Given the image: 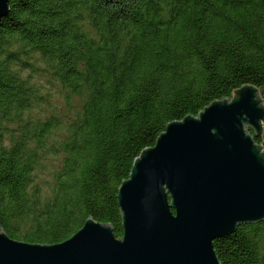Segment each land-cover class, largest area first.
<instances>
[{"label":"trees","instance_id":"obj_1","mask_svg":"<svg viewBox=\"0 0 264 264\" xmlns=\"http://www.w3.org/2000/svg\"><path fill=\"white\" fill-rule=\"evenodd\" d=\"M8 6L0 21V227L13 239L62 242L89 216L123 237L118 189L166 124L245 84L264 95V0ZM54 157L61 163L49 169ZM214 247L222 264H264V221L240 225Z\"/></svg>","mask_w":264,"mask_h":264},{"label":"water","instance_id":"obj_2","mask_svg":"<svg viewBox=\"0 0 264 264\" xmlns=\"http://www.w3.org/2000/svg\"><path fill=\"white\" fill-rule=\"evenodd\" d=\"M8 12L0 0V21ZM118 191L123 237L90 216L52 244L16 240L0 227V264H222L214 241L264 221L262 89L245 84L167 123Z\"/></svg>","mask_w":264,"mask_h":264},{"label":"rangeland","instance_id":"obj_3","mask_svg":"<svg viewBox=\"0 0 264 264\" xmlns=\"http://www.w3.org/2000/svg\"><path fill=\"white\" fill-rule=\"evenodd\" d=\"M57 100H58V97L54 96L53 103L55 101H57ZM262 142H263V140H262V137H261V142H259V143H262ZM45 163H46V165H47V167L49 169H52V168L58 167V165L61 163V161H60V158L54 157V158H48L47 160H45ZM48 173L49 172H43L41 177L49 178V174ZM37 181L42 183V179L41 178H38Z\"/></svg>","mask_w":264,"mask_h":264},{"label":"flooded vegetation","instance_id":"obj_4","mask_svg":"<svg viewBox=\"0 0 264 264\" xmlns=\"http://www.w3.org/2000/svg\"><path fill=\"white\" fill-rule=\"evenodd\" d=\"M257 141V140H256ZM261 142V141H260ZM259 143V142H258Z\"/></svg>","mask_w":264,"mask_h":264}]
</instances>
